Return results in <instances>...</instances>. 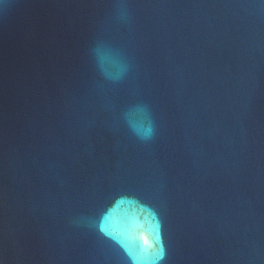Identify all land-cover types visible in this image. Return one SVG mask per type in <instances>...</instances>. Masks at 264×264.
Returning <instances> with one entry per match:
<instances>
[{
	"label": "water",
	"instance_id": "95a60500",
	"mask_svg": "<svg viewBox=\"0 0 264 264\" xmlns=\"http://www.w3.org/2000/svg\"><path fill=\"white\" fill-rule=\"evenodd\" d=\"M0 264H264V0H0Z\"/></svg>",
	"mask_w": 264,
	"mask_h": 264
}]
</instances>
